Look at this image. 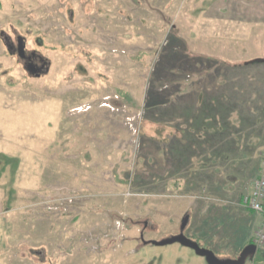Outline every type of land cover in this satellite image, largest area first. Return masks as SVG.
<instances>
[{
	"label": "rangeland",
	"instance_id": "374dc122",
	"mask_svg": "<svg viewBox=\"0 0 264 264\" xmlns=\"http://www.w3.org/2000/svg\"><path fill=\"white\" fill-rule=\"evenodd\" d=\"M213 1L0 0V264H208L152 244L181 234L220 259L250 245L264 42L212 48L205 88L235 96L207 142L179 107ZM8 37L49 71L31 75Z\"/></svg>",
	"mask_w": 264,
	"mask_h": 264
},
{
	"label": "crops",
	"instance_id": "0c3cea01",
	"mask_svg": "<svg viewBox=\"0 0 264 264\" xmlns=\"http://www.w3.org/2000/svg\"><path fill=\"white\" fill-rule=\"evenodd\" d=\"M200 11L203 18L202 23H209V25L219 27V29L214 31H199L194 35L192 42L185 41L189 47L188 49L193 53L192 55H195V57L198 56V60L194 57L192 62L190 58H187L190 51L185 52L184 57L190 65H193V72L195 74L198 73L199 77L196 81L193 80L191 85L187 84L186 86L189 88L187 87L183 93H179L178 97L183 100V103L179 106L181 113H184L183 116L181 115V118L187 124H191L192 122L198 124L196 127L199 130L204 129V132L200 133L202 140L199 143H205V136H207V142L209 136L215 135V132H213L215 127L212 126V123L218 121V114L224 113L227 115L234 112L231 107L235 92L231 90L227 93L231 97L229 104L225 101L221 102L218 93L216 92L214 94L211 92L213 89H206L205 83L202 80L208 79V75L211 76L206 71L210 70L208 67L210 65L209 62L216 59L212 55L213 52L211 50L217 44H226L227 46L234 47L235 44H239V41L242 45H246L250 41L253 45L255 43L261 45L264 42V0H214L208 9H201ZM208 15L211 17L206 20L207 22H204V18H207ZM194 22L197 23L196 19H194ZM207 56H209V59L204 58ZM232 62L231 64L237 63L236 61ZM199 69H205V71H200ZM211 78L213 77L211 76ZM195 113H199V116L193 115ZM182 140L183 138H178V142ZM184 140L188 143L195 144L194 141L189 140L187 135ZM183 152L188 153V151ZM209 152L210 154L215 153Z\"/></svg>",
	"mask_w": 264,
	"mask_h": 264
},
{
	"label": "water",
	"instance_id": "95a60500",
	"mask_svg": "<svg viewBox=\"0 0 264 264\" xmlns=\"http://www.w3.org/2000/svg\"><path fill=\"white\" fill-rule=\"evenodd\" d=\"M25 54V45L22 39L19 40V57L24 58ZM46 63L43 65V68L46 67ZM49 69L46 67V72ZM31 75H36L35 71L28 70ZM40 77V75H37ZM184 227V226H183ZM175 243H180L184 247L190 248L196 252V254L200 257L206 259L208 264H247L248 261L254 260L257 255V247L255 245L247 246L238 260H220L213 251L209 249L202 248L199 244L194 242L193 240L187 238L184 234L175 236L173 238L163 240L161 242H154L152 244H156L159 246L171 245Z\"/></svg>",
	"mask_w": 264,
	"mask_h": 264
},
{
	"label": "built area",
	"instance_id": "2783aa9c",
	"mask_svg": "<svg viewBox=\"0 0 264 264\" xmlns=\"http://www.w3.org/2000/svg\"><path fill=\"white\" fill-rule=\"evenodd\" d=\"M262 166L259 177L254 182L251 194L243 204L247 210L258 219V228L252 240L258 250L264 248V154L261 156Z\"/></svg>",
	"mask_w": 264,
	"mask_h": 264
},
{
	"label": "flooded vegetation",
	"instance_id": "af4514ba",
	"mask_svg": "<svg viewBox=\"0 0 264 264\" xmlns=\"http://www.w3.org/2000/svg\"><path fill=\"white\" fill-rule=\"evenodd\" d=\"M7 41L9 42V45H10L9 46V50L14 52V53H18V55H19L18 40H17V44H15V42H13V40L10 37H8ZM24 55H25L24 58H21V59L25 62L27 70L35 71L36 72V75H35L36 77H37V75L42 76L43 73L46 71V67L43 68V65L45 64V61L41 60V58L36 56V55H29L27 53V50H26V45H25V54ZM242 252L240 253L239 256L234 257V258H226V259H220L219 258V259L220 260H238L241 257ZM260 254H261L260 250H258L257 251V255H260ZM257 255H256V257H257ZM256 257L254 258V260L256 259Z\"/></svg>",
	"mask_w": 264,
	"mask_h": 264
},
{
	"label": "trees",
	"instance_id": "16d2710c",
	"mask_svg": "<svg viewBox=\"0 0 264 264\" xmlns=\"http://www.w3.org/2000/svg\"><path fill=\"white\" fill-rule=\"evenodd\" d=\"M193 241H194V240H193ZM194 242H196V241H194ZM196 243H197V242H196ZM197 244H199V243H197ZM249 244L252 245V240L250 241ZM199 245H200V244H199ZM200 246H201V245H200ZM248 246H249V245H248ZM246 247H247V246H245V248H246ZM202 248H205V247H202ZM245 248H244V249H245ZM260 256H262V254H260ZM260 256H259V257H260Z\"/></svg>",
	"mask_w": 264,
	"mask_h": 264
}]
</instances>
